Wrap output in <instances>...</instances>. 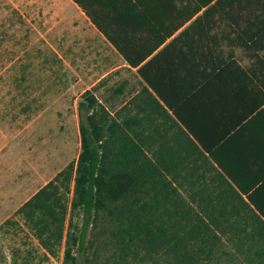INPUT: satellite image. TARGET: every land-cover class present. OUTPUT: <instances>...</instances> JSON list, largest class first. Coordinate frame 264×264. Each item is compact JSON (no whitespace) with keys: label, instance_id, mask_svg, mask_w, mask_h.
I'll return each instance as SVG.
<instances>
[{"label":"trees","instance_id":"trees-1","mask_svg":"<svg viewBox=\"0 0 264 264\" xmlns=\"http://www.w3.org/2000/svg\"><path fill=\"white\" fill-rule=\"evenodd\" d=\"M72 1L130 66H138L155 48L156 44L141 52V31L156 24L127 20L124 16L132 8L122 5L126 0ZM146 9L147 13L157 10ZM182 23L173 24V29ZM151 87L153 91L144 88L146 100L154 109L159 106L167 113L159 100L163 94ZM94 88L83 91L77 101L81 147L77 158L14 212L39 243L51 251L54 242L65 236V264H82L78 256L86 249L89 231L102 228L121 245L127 244V238L152 250L169 252L175 264H208L204 260L219 249L221 233L228 232L245 214L259 228L262 243L255 253L264 258L263 216L235 187L228 191L224 183L228 179L220 170L210 177L206 192V150L183 122L171 117L178 126L176 139L172 143L171 137L159 135L161 140L149 128L147 120L151 125L152 119L129 115L117 121L109 114L98 115L103 106ZM141 93L132 99L139 110ZM214 180L218 188L224 184L226 196L212 189ZM75 210L81 216L80 225L70 217L65 226L68 211ZM11 221L15 220L5 219L0 227Z\"/></svg>","mask_w":264,"mask_h":264},{"label":"rangeland","instance_id":"rangeland-1","mask_svg":"<svg viewBox=\"0 0 264 264\" xmlns=\"http://www.w3.org/2000/svg\"><path fill=\"white\" fill-rule=\"evenodd\" d=\"M54 2L60 11L41 0H0V226L9 217L15 220L0 227V264H65V236L48 251L14 212L77 158V101L83 91L95 86L103 106L98 115L121 121L130 108L125 102L140 88L134 71L110 46L93 45V29L81 20L79 10L66 0ZM147 122L161 139L155 120L152 126ZM72 189L73 181L69 206ZM70 217L80 225L79 211H68L65 226ZM258 231L257 224L242 214L221 233L219 249L204 261L264 264L255 253L262 243ZM126 241L121 245L110 231L92 229L78 259L82 264H175L169 252Z\"/></svg>","mask_w":264,"mask_h":264},{"label":"crops","instance_id":"crops-1","mask_svg":"<svg viewBox=\"0 0 264 264\" xmlns=\"http://www.w3.org/2000/svg\"><path fill=\"white\" fill-rule=\"evenodd\" d=\"M41 1L60 11L54 0ZM66 1L90 24L93 45L110 46L134 71L140 88L125 102L126 116L134 115L130 109L140 111L137 115L155 120L159 135L172 143L178 126L171 117L183 122L206 150V192L220 170L228 191L235 187L264 218V0H126L122 5L132 8L127 20L156 24L139 35L142 53L156 46L135 67L74 1ZM151 86L163 94L159 100L167 113L146 100L144 88L153 91ZM141 90L139 110L132 99ZM213 185L226 196L224 184Z\"/></svg>","mask_w":264,"mask_h":264}]
</instances>
